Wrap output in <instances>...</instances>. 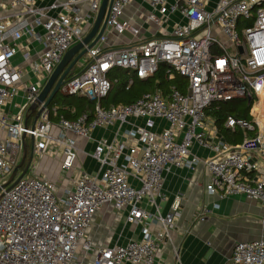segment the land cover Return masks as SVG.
<instances>
[{"label":"built area","instance_id":"obj_1","mask_svg":"<svg viewBox=\"0 0 264 264\" xmlns=\"http://www.w3.org/2000/svg\"><path fill=\"white\" fill-rule=\"evenodd\" d=\"M36 1L0 0V186L21 159L22 135L32 139L35 154L60 156L61 171L71 177L60 187L46 175H24L1 189L0 264H156L160 245L180 216L178 202L163 215L157 201L164 198V174L173 168L194 169L202 162L210 174L208 191L219 188L223 195L264 204V120L255 110L264 104V0H216L211 8L207 0H145V11L133 12L142 17L139 23L125 15L132 0H112L104 32L60 87L64 94L93 99L92 115L68 119L47 106L32 127L29 106L63 54L90 30L101 4L54 0L41 7ZM174 13L181 20L170 24ZM110 34H129L131 41L106 48ZM28 37L41 51L30 62L28 81L19 86L25 73L13 59L20 50L29 58L28 41L23 42ZM161 62L169 81L179 75L184 82L145 91L130 103L101 104L114 67L145 79ZM17 88L25 90V105L9 114L5 107ZM236 99L250 102V118H225V127L243 132L241 142L231 144L205 109L213 101ZM157 120L166 125L159 129ZM110 126H116L113 138L95 140L89 154L97 171L78 169L74 176L77 138L90 139L95 128ZM194 144L210 154L200 159L191 152ZM105 204L125 223L141 226L140 236L95 246L86 231ZM229 264H264V238L236 241Z\"/></svg>","mask_w":264,"mask_h":264},{"label":"crops","instance_id":"obj_2","mask_svg":"<svg viewBox=\"0 0 264 264\" xmlns=\"http://www.w3.org/2000/svg\"><path fill=\"white\" fill-rule=\"evenodd\" d=\"M53 1L37 0L36 4L45 7ZM215 2L216 0H207L206 5L211 8ZM136 7H139V13L145 11L147 8L145 0H132V3L125 10V15L136 19L139 23L142 17L138 16L136 18L137 15H133ZM54 13L51 10L48 12V14ZM178 18L181 20L179 16ZM35 30L42 31L39 27H36ZM108 39L109 42L106 44V48L124 47L131 41L129 34L117 38L110 34ZM27 41L29 58L24 60L20 50L13 59V63L25 73L19 86L28 81L30 62L41 51V44L37 40L32 37L23 39L24 43ZM79 66L81 67L82 64ZM61 94L64 93L61 92ZM24 98L25 90L17 88L16 93L5 107L6 111L9 114L16 113L25 105ZM58 106L56 104L54 108L57 109ZM36 112L37 108L30 110L29 124L33 123ZM57 112L62 114L59 111ZM137 122L140 123L141 120ZM156 124L161 129L166 125V122L157 120ZM115 130L116 126L95 128L90 134V139L77 138L80 150L75 162L74 176L77 175L78 169L91 173L97 171L98 164L89 155L94 149L95 140L105 138L110 141ZM3 136V131H0V141ZM30 144L28 143L27 151H29ZM191 152L200 159L210 154L208 149L199 147L196 144L192 146ZM33 155H35L34 152ZM40 157L44 159L48 156L41 155ZM46 162L47 159H44V163ZM60 164V156L51 158L48 169L43 171L37 169L32 174L46 175L51 180H62L63 185L67 184L70 182V172H68L69 174L66 173L68 176L66 180H63ZM31 165L32 160L28 170ZM56 177L58 179H55ZM209 183L210 174L202 162L198 163L194 169L186 167L173 168L164 174V198L157 200L160 210L163 215H167L171 212V206L178 202L180 216L177 219L176 228L168 232V237L160 245L156 256V264H229L231 250L236 241L264 238V204L248 199L243 195H223L219 188L216 189V192L211 193L206 189V185ZM134 184H136L135 181ZM129 225L124 222L123 216L117 213L113 206L105 204L94 216L86 231V236L92 240L95 246L112 245L114 243L124 244L129 238L140 236L141 226L130 225L131 227L128 230ZM149 228L155 231L153 225H149Z\"/></svg>","mask_w":264,"mask_h":264},{"label":"trees","instance_id":"obj_3","mask_svg":"<svg viewBox=\"0 0 264 264\" xmlns=\"http://www.w3.org/2000/svg\"><path fill=\"white\" fill-rule=\"evenodd\" d=\"M165 63L161 62L158 65L157 71L150 77L140 79L135 75V72L122 68L114 67L109 71L108 77L112 80V85L107 95L101 99V104L105 107L115 106L120 103H130L139 97L145 91H152L158 88L165 89L169 82L181 84L184 82L183 77L177 75L171 81L167 79V75L163 73ZM75 70V68L73 69ZM132 78V83L129 84V79ZM244 100L236 99L231 101H213L206 109L205 114L211 116L217 127L220 137L225 139L228 143L236 144L241 142L243 132L240 129H230L224 126V120L227 116L233 115L235 117L250 118L249 108L250 102L246 101L248 105L245 108L240 107L238 104ZM56 104L57 111L61 112L66 118L74 119L81 113H88L90 116L93 113L94 100L89 99L83 95H59L58 93L53 97L49 108H53ZM264 106V105H263ZM30 115L27 122L29 123ZM255 132H248L252 136ZM27 147L28 141L25 138ZM24 166V165H23ZM21 167V170L23 169Z\"/></svg>","mask_w":264,"mask_h":264},{"label":"water","instance_id":"obj_4","mask_svg":"<svg viewBox=\"0 0 264 264\" xmlns=\"http://www.w3.org/2000/svg\"><path fill=\"white\" fill-rule=\"evenodd\" d=\"M112 0H101V4L99 10L96 14V17L93 21V24L90 30L83 36L81 40L73 44L62 56L58 64L55 66L54 70L50 74L47 81L44 83L42 88L40 89L36 101L29 106V110H35L38 105L42 104L41 108H39L36 112V116L33 120L32 127L34 126L41 110L47 107L53 97L60 92L61 93V85L66 81L68 77L72 75L74 66L78 59L86 53L87 49L92 47L102 33L105 30L107 17L109 14L110 5ZM65 96H69L71 94H63ZM26 126V119L24 122ZM23 138V152L19 163L13 168L12 173L10 174L6 183L0 186V190L2 188L9 189L11 188L18 180H20L27 172L28 167L31 163L33 157V143L31 139V144L29 147V151H27V145L25 143V136L22 135ZM26 160V161H25ZM25 163V164H24ZM24 165V166H23ZM23 166V169L20 173H18L19 169ZM1 196V193H0Z\"/></svg>","mask_w":264,"mask_h":264},{"label":"rangeland","instance_id":"obj_5","mask_svg":"<svg viewBox=\"0 0 264 264\" xmlns=\"http://www.w3.org/2000/svg\"><path fill=\"white\" fill-rule=\"evenodd\" d=\"M176 14H177V13H174V14L171 16L170 24H172L174 21H179V18H178V16H177ZM83 26L85 27L86 25L83 24ZM87 58H88V55H87L86 53L83 54V55L78 59V61L76 62L75 66H74L75 70H77V69L80 67L79 65H80V64H83V63L87 60ZM35 82H36V80H35ZM58 94H59V95H62L60 92H58ZM238 105H239L240 107H242V108H245V107L248 105V103H247L246 101H243V102L239 103ZM26 139H27L28 143L30 144V137H26ZM86 151H88V150H86ZM34 154H35V153H34ZM40 156H41V155H37V154L33 155L32 165H31V168H30L29 170H27V172H26V174H25L26 176L31 175L32 173H34L35 171H37V169H39L40 171H43V170L48 169V167H49V165H50V163H51V158H55V156L46 155V156H48V157H45L44 159H45V160L47 159V162L44 163V159H41ZM61 175H62V179H63V180H64V179L66 180L68 174L62 173ZM50 179H51V178H50ZM55 179H58V178L56 177ZM52 180H53V179H52ZM55 181L58 183V185H59L60 187L66 185V184L63 185V184L61 183L62 180H55ZM0 193H1V190H0ZM130 227H131L130 225H129V227H127L128 230H129Z\"/></svg>","mask_w":264,"mask_h":264},{"label":"bare ground","instance_id":"obj_6","mask_svg":"<svg viewBox=\"0 0 264 264\" xmlns=\"http://www.w3.org/2000/svg\"><path fill=\"white\" fill-rule=\"evenodd\" d=\"M262 106L260 107V105L259 106H256L255 107V110H256V112H257V115H258V118H260L261 120H264V104H261ZM261 124L263 123V122H260Z\"/></svg>","mask_w":264,"mask_h":264}]
</instances>
